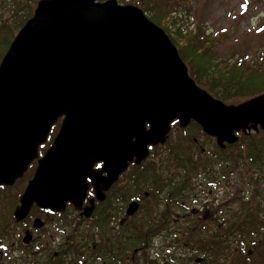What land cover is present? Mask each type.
I'll list each match as a JSON object with an SVG mask.
<instances>
[{
    "label": "water",
    "instance_id": "obj_1",
    "mask_svg": "<svg viewBox=\"0 0 264 264\" xmlns=\"http://www.w3.org/2000/svg\"><path fill=\"white\" fill-rule=\"evenodd\" d=\"M59 120L17 221L34 205L82 210L91 187L104 201L130 164L140 166L151 147L168 142L175 121L183 129L197 123L221 149L241 132L264 131V93L239 104L213 97L165 30L134 4L40 0L0 63V187L23 178ZM137 209L132 203L127 213Z\"/></svg>",
    "mask_w": 264,
    "mask_h": 264
},
{
    "label": "flooded vegetation",
    "instance_id": "obj_2",
    "mask_svg": "<svg viewBox=\"0 0 264 264\" xmlns=\"http://www.w3.org/2000/svg\"><path fill=\"white\" fill-rule=\"evenodd\" d=\"M59 128L56 131L55 127L52 128L46 144L39 148V157L29 165L22 178L24 179L27 174L30 175L22 193L17 198L15 196L6 207L2 222L10 223L9 230L12 232L5 236L0 232V240L4 242L6 237L13 235L11 245L15 250L19 248L23 254L19 256V260H15L8 253L0 252V264H16L17 262H22L21 264H137L139 257L147 261V264H153L157 258L163 259L164 264H169L167 255L169 257L171 223H183L189 217H195L200 223L204 221L208 224L228 222L233 218L234 200L230 201L228 190L235 175L231 168L227 167L226 171L223 169L229 162L224 164V161L218 160L217 145L215 151L207 152L196 137L187 133L189 127L184 129L172 127L170 135L174 128L177 133L178 131L184 133L186 143L182 144L183 146L187 144L197 151L195 156L199 157V163L203 165L205 161L206 163L209 161L213 166L205 169L201 165L195 170L169 168L164 173L165 179L168 180L174 175H178L174 179H187V174L191 172L187 180L194 182L196 191L190 196L188 210L171 211V207L167 208L165 196L170 197L167 185L157 191V196H153L154 188L151 190L149 186L146 187V184L143 186L144 181H151L149 177L141 175L144 174V167L155 160L151 159V154L140 166L130 164L106 192L104 201L96 199L94 188L91 187L82 210H77L71 203L67 204L64 212L41 209L34 205L24 220L17 221L14 213L20 206V198L35 174L39 158L52 145ZM253 134L248 133V136ZM158 146L151 147V153L154 148H163L165 145ZM43 147H46V150L41 153ZM232 148L233 145H227L224 151L230 154ZM198 151H200L199 154ZM101 167L102 163L95 166L96 169ZM175 169L176 173L173 172ZM182 171H184L183 174H181ZM138 176H141L140 181H137ZM145 177L147 179H144ZM22 179L17 180L12 186L0 188H12ZM223 187L226 189L223 194L226 198L216 206L218 191ZM210 197L214 199L209 200ZM92 201L94 209L87 217L84 215L85 208L90 207ZM132 203H137L138 209L136 213L129 215L127 212ZM35 220H40L41 227L35 226ZM138 228L141 232H138ZM139 234L144 240L138 242ZM155 243L159 244L158 250L155 249Z\"/></svg>",
    "mask_w": 264,
    "mask_h": 264
},
{
    "label": "trees",
    "instance_id": "obj_3",
    "mask_svg": "<svg viewBox=\"0 0 264 264\" xmlns=\"http://www.w3.org/2000/svg\"><path fill=\"white\" fill-rule=\"evenodd\" d=\"M99 1L105 2L107 0ZM120 1L125 3L123 0ZM30 2L31 0H24L23 3H29L30 5ZM170 2L171 0H146L144 1L143 11L148 13L152 21L163 26L164 22L170 17ZM137 4L141 5V1L137 0ZM32 15V11L26 12L18 15L13 22L2 25L0 28V62L8 51L16 33ZM203 33L204 31L199 29L195 35L184 38L186 40L184 43L175 44L178 47L180 56L189 68L191 77L197 84L200 85L201 83V85L217 95L218 99L231 100V102L237 100L236 98H246L247 100L264 93V52L252 59H248L246 56H237L232 61H226L222 64L223 66L218 67L212 60L211 39L209 37L203 39ZM203 77H206L208 81H203ZM217 84L225 85L226 94L215 92L214 87ZM174 125H178V123L175 122ZM191 126H195L199 132L203 133L195 122H192ZM242 136L240 135V137ZM245 138V140L241 138L237 144L233 145L231 150L233 154H227V151L218 149L217 158L220 161H224V164L229 162L228 166L225 165L223 169L226 171L227 167L231 168L234 171V175L241 165V168H244L245 164H250L257 168L260 178H263L264 132L253 134L250 137L245 136ZM183 142L185 143L186 139H183L180 144H173V142L171 144L169 140L165 145L166 154L163 156L158 155V160L150 161L144 167V174H141L150 178L151 181H144L143 186L146 184V187L149 186L151 190L154 188L153 196H157V191L164 185L168 186L167 192L170 197L167 195L165 198L167 208L171 207V211L177 209L188 210L190 196L196 191V187L194 182L187 180L190 178L188 175L191 172L187 174V179H174V177H178V175H174L166 180L164 176L166 170L171 167L195 170L202 165L199 163L198 156H184V152L180 148ZM234 149L238 151L236 154ZM164 156L170 158L171 161L164 162ZM204 163L202 165L203 168H211L209 161ZM147 177L144 179H147ZM140 179L141 176H138L137 181H140ZM252 183H254L253 180ZM255 183L258 186V182L255 181ZM187 196L189 197L185 198ZM260 197L264 198V193L262 196L261 193L257 192L254 197V203L245 200L240 209L236 207L235 212L233 210V218L228 222L208 224L203 221L200 223L195 217H189L179 225L171 223L169 237L170 264H230L231 258L238 256L241 257V261L246 260V264H249V260H253L254 258L252 257L256 253L259 254L258 264H264V200H261ZM256 198H258V201ZM234 202L235 204L239 203V199L236 198ZM184 204L186 205L183 206ZM253 204H255V207H253ZM209 227L213 231L208 230ZM137 230L141 232L140 228ZM141 240H144V238L139 234L137 241ZM179 247L183 250L181 254L186 259V262L178 261L176 251ZM200 258H203L202 261L197 262ZM234 262H237L236 259Z\"/></svg>",
    "mask_w": 264,
    "mask_h": 264
},
{
    "label": "rangeland",
    "instance_id": "obj_4",
    "mask_svg": "<svg viewBox=\"0 0 264 264\" xmlns=\"http://www.w3.org/2000/svg\"><path fill=\"white\" fill-rule=\"evenodd\" d=\"M38 1L40 0H31L29 5V3H23L24 0H0V28L4 23H11L16 20L17 16L20 14L30 11L33 13ZM123 1H125V3L119 0L121 4H134L143 10L144 1L146 0H140L141 5L137 4V0ZM170 4L169 19L164 22L163 26H159L165 30L170 39L172 38L171 40L174 44L184 43L186 41L184 38L195 35L199 29H202L204 31L202 35L203 39H205V37H209L211 39L213 50V54H211V56L214 64L218 67L223 66L222 64L226 61H232V59L237 56H246L248 59H252L261 52H264V0H171ZM145 14L149 18L148 13L145 12ZM203 81L208 80L206 77H203ZM198 86L206 89L213 97L217 99L219 98L205 86L201 85V83L200 85L198 84ZM214 90L215 92L226 94L225 85L217 84L215 85ZM236 99L237 100L232 102L231 100L222 101L226 104H239L246 100V98ZM60 123L61 120H59L55 125L57 126L55 127V131L60 126ZM173 127L177 128L179 126L173 125ZM188 127L189 129H187V133L196 137L199 140V144H201L202 147H205L207 152L215 151V140L208 138L209 136L207 137L206 134L199 132L195 126L190 125ZM175 128L170 135V142L171 144L172 142L173 144H180L185 135L179 131L177 133ZM241 138H243V140L246 139L244 135ZM48 145H50L49 142ZM46 147H43L41 152H45ZM180 148L184 152L185 157H193L197 153L194 148L187 144H185V146L181 144ZM166 152L167 149L165 146L163 148H154L151 153V159L154 158L155 160H158V155L163 156ZM237 152L238 151L234 149V153L236 154ZM231 153L233 154V151ZM164 159V162L171 161V159L167 158V156H164ZM169 167H171V165H169ZM241 167L237 169V173H235L233 180H231V187L228 190L230 201H235L236 198L239 199V203H236L237 205L235 202L233 203L232 209L234 212L237 208L240 209L245 200H249L254 203V197L257 192L261 193L262 196L264 193V177L260 178L257 168L251 166L250 164H245L244 168ZM171 169L173 168L171 167ZM176 171L177 170L175 169L173 172L176 173ZM29 178L30 175L27 174L24 179L19 181L12 188H0V232L4 236L7 233L11 234L12 232L9 230V226L11 224H4L2 222L6 207L15 196L17 198L18 195L22 193ZM252 180L254 183H252ZM255 181L258 182V186ZM219 191L218 196L216 197V206L220 205V203H222V201L226 198V195H223L226 192V189L223 187V189ZM213 199L214 197H210L209 200ZM262 199L264 200V198H261V200ZM256 200L258 201V198H256ZM253 207H255V204H253ZM210 231H213V229ZM13 238V235H9L6 237L4 242L0 240V252L8 253L10 256H13L15 260H19V256L23 254V252H21L19 248L15 250L11 245ZM155 245V249L158 250L159 244L155 243ZM168 247H170V241L168 243ZM176 252L178 254V261L186 262V259L181 254L183 250H181L180 247ZM167 258L169 259L168 255ZM240 258V256L232 257L230 264H246V260L241 261ZM252 258L254 259H248L249 264H258L259 254L256 253ZM235 259L237 262H234ZM146 262L147 261H144L141 257L137 260V264H147ZM21 263L22 262H17L16 264ZM153 264H164V261L163 259L157 258L156 262Z\"/></svg>",
    "mask_w": 264,
    "mask_h": 264
}]
</instances>
